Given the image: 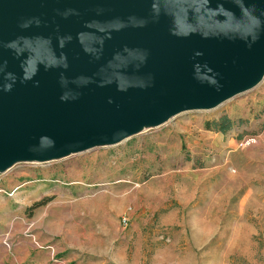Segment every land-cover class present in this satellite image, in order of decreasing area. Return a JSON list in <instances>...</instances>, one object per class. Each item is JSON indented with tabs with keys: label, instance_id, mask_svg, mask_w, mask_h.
I'll list each match as a JSON object with an SVG mask.
<instances>
[{
	"label": "water",
	"instance_id": "obj_1",
	"mask_svg": "<svg viewBox=\"0 0 264 264\" xmlns=\"http://www.w3.org/2000/svg\"><path fill=\"white\" fill-rule=\"evenodd\" d=\"M243 3L261 20L251 47L241 38L255 22L234 0H0V174L120 144L255 88L264 0Z\"/></svg>",
	"mask_w": 264,
	"mask_h": 264
},
{
	"label": "rangeland",
	"instance_id": "obj_2",
	"mask_svg": "<svg viewBox=\"0 0 264 264\" xmlns=\"http://www.w3.org/2000/svg\"><path fill=\"white\" fill-rule=\"evenodd\" d=\"M225 116L228 131L206 128ZM55 260L264 264V79L120 144L1 173L0 264Z\"/></svg>",
	"mask_w": 264,
	"mask_h": 264
},
{
	"label": "clouds",
	"instance_id": "obj_3",
	"mask_svg": "<svg viewBox=\"0 0 264 264\" xmlns=\"http://www.w3.org/2000/svg\"><path fill=\"white\" fill-rule=\"evenodd\" d=\"M234 3L240 8L241 12L248 14L251 16L255 22V29L251 33L250 38L248 37H242L241 39L248 43V46L251 47V44L256 42L259 39L260 35V29H261V20L260 17L255 15L256 8L255 5H252L251 7H246L243 3V0H234ZM218 8L223 9V5H219ZM261 15H264V13H261ZM197 55H201V53H197ZM211 71V69H209ZM202 79L209 80L212 85H215L217 87V90L219 89L220 85H218L217 81L213 78L209 77H203Z\"/></svg>",
	"mask_w": 264,
	"mask_h": 264
},
{
	"label": "trees",
	"instance_id": "obj_4",
	"mask_svg": "<svg viewBox=\"0 0 264 264\" xmlns=\"http://www.w3.org/2000/svg\"><path fill=\"white\" fill-rule=\"evenodd\" d=\"M205 126L207 129L213 128L216 131L224 133L231 128L232 122L230 121L228 117L225 116V117H222L218 121L207 122Z\"/></svg>",
	"mask_w": 264,
	"mask_h": 264
},
{
	"label": "built area",
	"instance_id": "obj_5",
	"mask_svg": "<svg viewBox=\"0 0 264 264\" xmlns=\"http://www.w3.org/2000/svg\"><path fill=\"white\" fill-rule=\"evenodd\" d=\"M127 221L125 219V217L122 218V224L126 225ZM56 264H66L65 262L61 261V260H55Z\"/></svg>",
	"mask_w": 264,
	"mask_h": 264
}]
</instances>
